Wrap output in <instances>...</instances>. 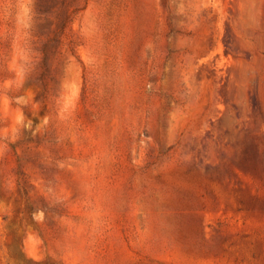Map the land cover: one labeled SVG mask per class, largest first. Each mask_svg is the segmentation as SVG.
I'll list each match as a JSON object with an SVG mask.
<instances>
[{
    "label": "rangeland",
    "instance_id": "obj_1",
    "mask_svg": "<svg viewBox=\"0 0 264 264\" xmlns=\"http://www.w3.org/2000/svg\"><path fill=\"white\" fill-rule=\"evenodd\" d=\"M0 264H264V0H0Z\"/></svg>",
    "mask_w": 264,
    "mask_h": 264
}]
</instances>
